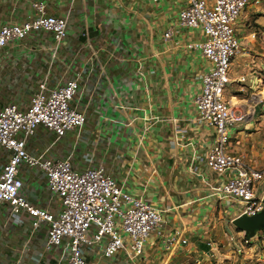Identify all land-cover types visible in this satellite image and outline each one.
<instances>
[{
	"label": "crops",
	"instance_id": "0c3cea01",
	"mask_svg": "<svg viewBox=\"0 0 264 264\" xmlns=\"http://www.w3.org/2000/svg\"><path fill=\"white\" fill-rule=\"evenodd\" d=\"M39 1L48 15L67 19L66 39L58 52H53L49 34L31 35L3 49L0 108L8 102L26 107L43 80L50 88L76 79L79 90L73 105L86 113V122L80 131L69 132L59 141L38 128L27 142V151L40 155L48 149L47 157H70L79 171L90 156L125 192L162 212L161 227L151 234L134 264H234L240 258L238 264H264V250L254 247L244 249L245 255L241 251L229 255L234 239L228 224L237 218L240 206L215 195L212 188L224 178L200 161L214 143V132L195 125L193 99L209 64L189 48L202 40L200 32L176 25L179 2ZM34 14L26 0H0V26L23 23ZM171 28V39L164 40ZM235 36L239 48L231 67L238 72L229 78L228 87L235 82L238 92L225 98L261 104L256 118L230 132L227 152L260 169L264 161V0H249L235 24ZM44 140L47 144L42 148ZM6 162L7 154L0 149V171ZM20 177L22 195L30 203L46 206L52 213L59 210L39 170L23 168ZM23 218L19 224L0 214V264H66L60 250L45 248V227L31 234L29 219ZM176 231L187 245H166ZM213 237L216 245L209 248ZM84 257L86 264H125L123 251L104 259L98 249H90Z\"/></svg>",
	"mask_w": 264,
	"mask_h": 264
},
{
	"label": "built area",
	"instance_id": "2783aa9c",
	"mask_svg": "<svg viewBox=\"0 0 264 264\" xmlns=\"http://www.w3.org/2000/svg\"><path fill=\"white\" fill-rule=\"evenodd\" d=\"M26 1L35 14L23 23L0 26V54L8 45L37 34L51 35L53 52H58L67 36V19L48 15L45 4L39 0ZM177 1V27L200 32L202 40L191 43L189 48L198 51L209 64L201 77L200 91L193 99L195 125L214 132V143L200 161L207 170L224 178L212 191L220 199L240 206L237 218L257 216L264 211V161L262 168L255 169L242 157L227 152L230 132L252 121L261 104L225 98L231 61L239 48L235 24L249 0ZM172 34V28L168 29L164 40L171 39ZM255 37L253 33L251 38ZM78 90L76 79L50 88L43 80L26 107L12 103L0 108V149L7 154V162L0 171V214L19 224L27 217L31 234L45 227V248L60 250L66 256V264H86L84 252L90 249H98L104 259L123 251L125 264H134L151 234L161 227L162 212L125 192L111 173L96 166L90 156L85 157V169L79 171L70 157H47L48 149L40 155L27 151V142L38 128L53 133L56 141L83 128L86 113L73 105ZM23 168L40 171L49 194L60 204L56 213L30 203L22 195ZM258 232L264 245V229ZM250 242L244 239L246 245ZM176 243L187 245L177 231L166 245ZM208 246L213 248L214 244L208 242Z\"/></svg>",
	"mask_w": 264,
	"mask_h": 264
},
{
	"label": "rangeland",
	"instance_id": "374dc122",
	"mask_svg": "<svg viewBox=\"0 0 264 264\" xmlns=\"http://www.w3.org/2000/svg\"><path fill=\"white\" fill-rule=\"evenodd\" d=\"M184 37H187V36H189V35H187V34H184L183 35ZM235 72H238V70L237 69H234V68H232V67H230V70H229V78H234V73ZM237 92H238V88H237V86L235 85V82H233L229 87H227L226 88V90H225V97H227V95L228 94H230V95H235V94H237ZM22 98H25V99H27L28 97L27 96H25V97H22ZM7 104H12V102L10 103V102H8ZM6 104V105H7ZM257 112V111H256ZM256 116H257V114L255 115V118H256ZM46 144H47V141L46 140H44L43 141V147L42 148H44L45 146H46ZM40 148V147H39ZM41 148V149H42ZM223 179V178H222ZM228 229H229V232L231 233V235L233 236V243L234 244H232L231 245V248H230V250H229V255H232L233 253L235 254V255H237V251H241V252H243V255H245V253H244V249H250L251 247H254V248H257V249H260V250H264V245H262L261 243H260V241H259V232L258 231H256L255 233H254V236L253 237H251L252 239H250V238H248L249 239V241H251L250 242V244L249 245H246L245 243H244V239H247V237H246V235H245V233H243V232H240V231H238L234 226H233V224H228ZM212 244H214V246H213V248L215 247V241H214V237H213V240L211 239V241H210ZM225 243V241L223 240V245H225L224 244ZM250 247V248H249ZM209 248H211V246H209ZM232 250V251H231ZM220 251L222 252V253H225L226 251H224V249H222V248H220ZM228 251V250H227ZM241 259H243V258H240V260H238L237 262H235L234 263V260L232 259L231 260V262L232 263H234V264H238L239 262H241ZM245 259V258H244Z\"/></svg>",
	"mask_w": 264,
	"mask_h": 264
},
{
	"label": "water",
	"instance_id": "95a60500",
	"mask_svg": "<svg viewBox=\"0 0 264 264\" xmlns=\"http://www.w3.org/2000/svg\"><path fill=\"white\" fill-rule=\"evenodd\" d=\"M232 224L238 231L245 233L247 238H251L256 231L264 229V211L254 217L240 216Z\"/></svg>",
	"mask_w": 264,
	"mask_h": 264
}]
</instances>
